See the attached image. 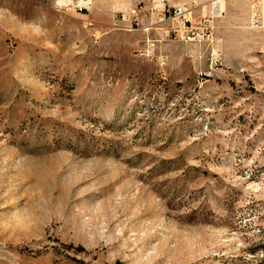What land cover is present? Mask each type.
Listing matches in <instances>:
<instances>
[{
	"label": "rangeland",
	"instance_id": "1",
	"mask_svg": "<svg viewBox=\"0 0 264 264\" xmlns=\"http://www.w3.org/2000/svg\"><path fill=\"white\" fill-rule=\"evenodd\" d=\"M0 264H264V0H0Z\"/></svg>",
	"mask_w": 264,
	"mask_h": 264
},
{
	"label": "built area",
	"instance_id": "2",
	"mask_svg": "<svg viewBox=\"0 0 264 264\" xmlns=\"http://www.w3.org/2000/svg\"><path fill=\"white\" fill-rule=\"evenodd\" d=\"M184 12H185V8L183 6L176 5L172 2H168L165 6V14L168 16H171L173 13L179 15V14H183Z\"/></svg>",
	"mask_w": 264,
	"mask_h": 264
}]
</instances>
